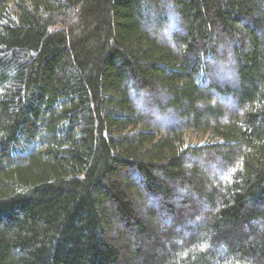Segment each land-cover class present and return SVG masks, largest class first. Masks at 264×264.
Here are the masks:
<instances>
[{
    "label": "trees",
    "instance_id": "trees-1",
    "mask_svg": "<svg viewBox=\"0 0 264 264\" xmlns=\"http://www.w3.org/2000/svg\"><path fill=\"white\" fill-rule=\"evenodd\" d=\"M0 264H264V0H0Z\"/></svg>",
    "mask_w": 264,
    "mask_h": 264
}]
</instances>
